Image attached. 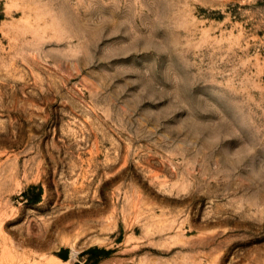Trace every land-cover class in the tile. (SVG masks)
I'll use <instances>...</instances> for the list:
<instances>
[{"label": "rangeland", "instance_id": "obj_1", "mask_svg": "<svg viewBox=\"0 0 264 264\" xmlns=\"http://www.w3.org/2000/svg\"><path fill=\"white\" fill-rule=\"evenodd\" d=\"M0 264H264V0H0Z\"/></svg>", "mask_w": 264, "mask_h": 264}]
</instances>
